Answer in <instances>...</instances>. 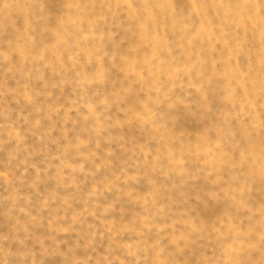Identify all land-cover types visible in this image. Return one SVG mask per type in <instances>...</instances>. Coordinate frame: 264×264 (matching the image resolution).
<instances>
[{
  "label": "rangeland",
  "instance_id": "1",
  "mask_svg": "<svg viewBox=\"0 0 264 264\" xmlns=\"http://www.w3.org/2000/svg\"><path fill=\"white\" fill-rule=\"evenodd\" d=\"M0 264H264V0H0Z\"/></svg>",
  "mask_w": 264,
  "mask_h": 264
}]
</instances>
